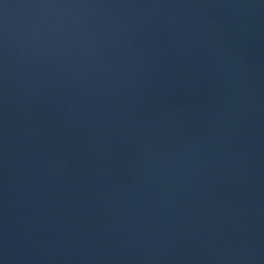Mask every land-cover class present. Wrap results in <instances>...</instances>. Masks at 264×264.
I'll return each instance as SVG.
<instances>
[{
  "label": "water",
  "instance_id": "1",
  "mask_svg": "<svg viewBox=\"0 0 264 264\" xmlns=\"http://www.w3.org/2000/svg\"><path fill=\"white\" fill-rule=\"evenodd\" d=\"M190 264H264V0H246L240 17Z\"/></svg>",
  "mask_w": 264,
  "mask_h": 264
}]
</instances>
